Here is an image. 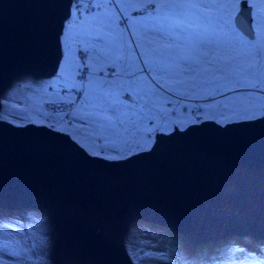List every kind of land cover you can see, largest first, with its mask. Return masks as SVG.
<instances>
[{"label":"water","instance_id":"obj_1","mask_svg":"<svg viewBox=\"0 0 264 264\" xmlns=\"http://www.w3.org/2000/svg\"><path fill=\"white\" fill-rule=\"evenodd\" d=\"M71 7L0 0V94L19 75L56 72ZM244 8L240 0L235 15ZM26 207L52 221L53 264H135L124 237L137 220L169 226L192 245L264 238V114L157 131L149 148L119 160L50 125L0 118V208Z\"/></svg>","mask_w":264,"mask_h":264},{"label":"rangeland","instance_id":"obj_2","mask_svg":"<svg viewBox=\"0 0 264 264\" xmlns=\"http://www.w3.org/2000/svg\"><path fill=\"white\" fill-rule=\"evenodd\" d=\"M160 2L162 0H72L71 13L61 33L62 56L56 72L45 77L27 73L15 77L0 94V118L20 125L28 122L50 125L68 133L91 154L126 157L149 148L157 131L184 128L203 119L224 124L264 114V93L257 90L264 88V80L257 89L227 82L220 88L191 91L178 88L173 95L166 88L160 91L165 84L176 88L172 78L162 73L139 71L144 68L142 60L152 61L150 53L155 45L150 41L168 43L145 31L151 25L145 5ZM209 2L221 5L215 11L225 19L230 13L234 16L239 9L237 0ZM232 4L236 5L235 10L229 7ZM250 4L254 6L253 11L264 12V0H250ZM148 11L155 14L154 8ZM78 45L85 52L84 61L78 54ZM153 78L160 80V85L153 83ZM97 92L108 93L124 102L119 119L114 113L107 114L112 117L114 127L86 115L97 111L92 105ZM217 92L222 95H216ZM60 98H65V105L58 111L64 112L45 109L48 102L60 101ZM35 209L21 210L22 218H14L16 215L0 209V264H41L43 260L53 264V225L44 212ZM167 233L163 225L132 222L124 244L133 262L148 264L142 257L145 252H151L157 256L163 254L162 259L153 264H166L175 254L173 246L179 245L200 254L198 264H205L206 251L211 248L208 243L201 246L202 249L186 238L173 243ZM246 240L231 237L226 264H254L255 258L264 254V249L257 251L264 243L263 238ZM44 241L50 245L47 252L42 246ZM212 250H215L212 254H216L224 249ZM13 253L18 255H11Z\"/></svg>","mask_w":264,"mask_h":264},{"label":"snow or ice","instance_id":"obj_3","mask_svg":"<svg viewBox=\"0 0 264 264\" xmlns=\"http://www.w3.org/2000/svg\"><path fill=\"white\" fill-rule=\"evenodd\" d=\"M243 3L245 8L235 16L230 13L227 19L215 11L221 5L209 0H162L145 5L144 11L151 18V25L145 31L168 43L161 45L150 41L155 45L150 53L152 61L142 60L144 68L139 71L162 73L172 78L176 88L165 84L160 91L166 88L173 95L178 88L188 91L220 88L227 82L238 87L257 89V85L264 80V12L253 11L250 0H243ZM229 7L236 9L235 4ZM149 8H154V15L148 11ZM153 83L160 85L161 82L153 78ZM257 90L264 93V88ZM215 94L222 95L220 92ZM92 105L97 111L86 115L97 117L113 127L112 117L107 114L114 113L119 119L125 106L123 101L103 92L95 93ZM104 158L123 159L116 155ZM42 246L46 252L50 248L47 241ZM173 247V259L166 264H198L200 254L189 252L179 245ZM260 249H264V243L258 246L257 251L260 252ZM162 257L163 254L157 256L145 252L142 259L153 264ZM41 264H51V261L43 260ZM254 264H264V254L255 258Z\"/></svg>","mask_w":264,"mask_h":264},{"label":"trees","instance_id":"obj_4","mask_svg":"<svg viewBox=\"0 0 264 264\" xmlns=\"http://www.w3.org/2000/svg\"><path fill=\"white\" fill-rule=\"evenodd\" d=\"M63 29H64V26H63ZM77 51H78V54L81 57L82 61H84L85 52L83 51L81 46L78 45ZM60 99L64 101L65 98H60ZM54 111H56L55 113L64 112V111H58V110H54ZM175 126H177V125H175ZM168 131L169 130H167V132ZM155 134H156V132H155ZM30 208H32V207H26V208H23V209H8V208H0V209H2V210L5 209L4 211L6 213H10V214L16 215L14 218H16V217H21L22 218V216L24 215L22 212L25 211V209L29 210ZM39 209H41V208H36L35 210H38L40 212H44V215L47 218L50 219L48 213H46L44 209H41V210H39ZM21 210H23V211H21ZM20 211H21V213L17 214ZM165 227H166V229L168 230V233H169V234L167 233L168 236L170 237L169 240L172 239L171 242L175 243L177 241H182L185 238L180 232L174 230L173 228H171L169 226H165ZM53 230H54V228H53ZM233 236L240 237L241 241H247L246 238L247 239H255L253 236H250L249 234H245V235H242V236L230 235V236L224 237L222 239H219L218 241H215V242L210 241V242H207L208 244L204 243V244H207V246L209 245V247L211 246L210 249H212V248H215L216 250H218V249L220 250L222 248L224 249L220 253L212 254V253L215 252V250L210 251V249L208 248V250L206 251V256H205L206 257L205 264H226V257H227V254L229 253V252L228 253H226V252L229 251V247H230L229 243H230L231 237H233ZM262 241H264V240H262ZM252 242H254V241L252 240ZM242 243H244V242H242ZM204 244H198V247L199 248L201 246L203 247ZM249 245H254V244H249ZM255 245H258V244L255 243ZM204 246H206V245H204ZM200 249H202V248H200Z\"/></svg>","mask_w":264,"mask_h":264},{"label":"built area","instance_id":"obj_5","mask_svg":"<svg viewBox=\"0 0 264 264\" xmlns=\"http://www.w3.org/2000/svg\"><path fill=\"white\" fill-rule=\"evenodd\" d=\"M64 105H65V102L63 100H60V101H51V102H48L46 104L45 109L51 110V109H54L55 108L56 110H60ZM68 106L69 105H67L66 108Z\"/></svg>","mask_w":264,"mask_h":264}]
</instances>
